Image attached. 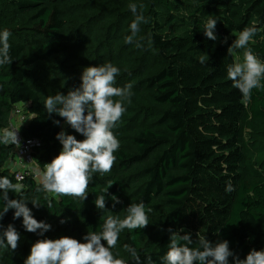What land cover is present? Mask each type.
I'll list each match as a JSON object with an SVG mask.
<instances>
[{"label": "trees", "instance_id": "trees-1", "mask_svg": "<svg viewBox=\"0 0 264 264\" xmlns=\"http://www.w3.org/2000/svg\"><path fill=\"white\" fill-rule=\"evenodd\" d=\"M132 3L144 22L126 43L136 18ZM210 19L217 21L216 41L203 32ZM251 27L258 31L248 47L264 63V0H0V33L10 31L13 59L0 65V135L14 107L27 104L31 118L21 134L42 140L35 155L42 169L62 150L59 132L85 138L46 112L47 97L67 95L81 85L86 67L107 63L119 69L114 87L131 85L126 97H112L125 108L111 129L119 141L114 164L110 172L92 174L85 200L54 196L31 173L17 180L6 168L15 145L0 143V177L20 185L8 198L23 199L35 219L51 225L43 236L28 232L10 209L0 219V235L11 224L20 240L14 251L0 246V264H24L39 239L68 236L83 243L88 232L103 230L109 215L124 219L128 206L140 202L146 212L152 209L149 225L122 230L110 249L126 264L135 259L125 245L142 262L151 256L163 264L168 229L190 233L191 247H199L200 236L213 244L227 240L240 259L264 250V87L252 89L245 103L227 75L236 63L230 37ZM202 56L208 57L203 64ZM109 182L100 210L95 200ZM113 195L120 201L115 207ZM4 203L0 199V211Z\"/></svg>", "mask_w": 264, "mask_h": 264}, {"label": "clouds", "instance_id": "clouds-1", "mask_svg": "<svg viewBox=\"0 0 264 264\" xmlns=\"http://www.w3.org/2000/svg\"><path fill=\"white\" fill-rule=\"evenodd\" d=\"M129 8L136 18L130 24L131 35L125 38L126 43L133 42L139 25L144 22V16L136 14V4H130ZM216 25L217 21L210 19L204 27V35L209 40L218 39L215 33ZM257 31L256 27L245 28L228 48L230 55L234 49H244L243 63L229 65L227 75L233 82V87L242 93L245 103L250 100L252 89L264 87L261 84V80L264 79V63L248 47ZM10 35L7 29L0 33V65H9L13 62L10 56ZM207 58L202 56L200 62L203 64ZM118 73L119 69L111 63L86 67L78 88L70 90L67 95L58 93L46 98L44 104L46 112L64 118L68 125L85 138L77 140L74 135L66 134L64 131L57 134L56 139L62 144V150L50 163L45 164L43 172L37 171L45 191L85 200L88 186L93 180L92 174L111 171L115 161L114 153L119 148V141L111 129L125 111L122 102L114 101L112 97H126L131 89V85L125 88L113 86ZM54 123L60 122L57 120ZM18 131L19 129H4L0 135V143L19 147ZM19 179L21 177L17 176V180ZM112 184L109 182L104 193L97 196L95 205L98 209H106L105 193ZM0 190H2L0 199L5 201L0 211V219L10 209H14L13 218L23 217V226L28 232L43 236L51 229V225L34 218L23 199L8 198L9 191H20L18 183L14 184L6 176L0 177ZM231 190L229 184L226 191ZM111 199L113 207L120 202L114 195ZM32 204L36 208L41 206L36 200H33ZM151 211V208L147 209V212ZM147 212L143 202L132 203L128 206V214L124 219L109 215L104 222L103 230L99 233L88 232L83 237L85 241L83 243L68 236L39 239L31 246L24 264H126L124 259L115 258L110 249L116 246L122 230L147 227L149 225ZM168 231L170 238L163 264H229V257H232L233 264H264V250L253 249L244 259H240L230 250L227 240L213 244L206 237L200 236L199 247H191L194 242L190 233L180 235L172 229ZM19 240L20 234L10 224L0 235V246L10 247L14 251ZM102 241L106 242V246ZM124 247L135 259V264H154L151 256H145V261L142 262L135 248L129 245Z\"/></svg>", "mask_w": 264, "mask_h": 264}, {"label": "rangeland", "instance_id": "rangeland-1", "mask_svg": "<svg viewBox=\"0 0 264 264\" xmlns=\"http://www.w3.org/2000/svg\"><path fill=\"white\" fill-rule=\"evenodd\" d=\"M238 36L237 35H232L230 37L231 41H234ZM233 56L235 58L236 63H243L244 61V56L243 54L239 53V51L237 49L233 50ZM14 113H19V116H14L13 114L10 115V121H9V125H8V129L9 130H16V128L21 124V121L26 119L29 120L31 118V115L28 111V107L27 104H19L17 106L14 107ZM25 121V120H24ZM13 162H16L19 170H12V169H8V167H6L8 169V171L10 173H13L15 175L20 174L25 172L26 170L30 171L31 174L35 175L36 172V180L40 183L39 181V177L37 176V171L43 172L44 169H42L41 167H39L36 157H34V162L31 164V167H29L27 165V162H25V160L23 158L19 159L17 157H12L11 159ZM35 171V172H34ZM50 194H53L54 196H57V194L49 192Z\"/></svg>", "mask_w": 264, "mask_h": 264}, {"label": "built area", "instance_id": "built-area-1", "mask_svg": "<svg viewBox=\"0 0 264 264\" xmlns=\"http://www.w3.org/2000/svg\"><path fill=\"white\" fill-rule=\"evenodd\" d=\"M12 114L14 116H19V113H14L12 112ZM25 120V121H24ZM21 121V124L16 128L19 129L18 131V138L20 141V146H16L14 147L13 150V156L17 157L19 159L23 158L25 160V162H27V165L29 167H31V164L34 162V157L36 155V153L38 152V150L40 148L43 147V142L40 139H28V138H24L21 134V127L26 123V119H24ZM35 172V171H34ZM26 174H30V171L26 170L23 173L17 174V176L21 177V179H19L20 181L24 178V175ZM36 176V172L35 175Z\"/></svg>", "mask_w": 264, "mask_h": 264}, {"label": "crops", "instance_id": "crops-1", "mask_svg": "<svg viewBox=\"0 0 264 264\" xmlns=\"http://www.w3.org/2000/svg\"><path fill=\"white\" fill-rule=\"evenodd\" d=\"M6 167H8V169L10 170V169H12V170H19V167H18V165H17V163L16 162H13L12 160H10L9 162H8V164L6 165Z\"/></svg>", "mask_w": 264, "mask_h": 264}]
</instances>
